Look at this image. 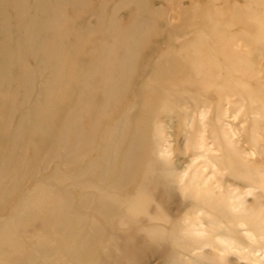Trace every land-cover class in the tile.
I'll return each mask as SVG.
<instances>
[{
    "label": "rangeland",
    "instance_id": "rangeland-1",
    "mask_svg": "<svg viewBox=\"0 0 264 264\" xmlns=\"http://www.w3.org/2000/svg\"><path fill=\"white\" fill-rule=\"evenodd\" d=\"M0 264H264V0H0Z\"/></svg>",
    "mask_w": 264,
    "mask_h": 264
}]
</instances>
